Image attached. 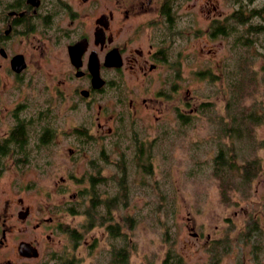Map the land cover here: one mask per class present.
Segmentation results:
<instances>
[{"label": "rangeland", "instance_id": "1", "mask_svg": "<svg viewBox=\"0 0 264 264\" xmlns=\"http://www.w3.org/2000/svg\"><path fill=\"white\" fill-rule=\"evenodd\" d=\"M178 3L175 21L176 45L181 52L180 77L175 79L181 86L178 99L166 100L163 95L162 102H155L157 108L142 107L135 111L136 115L135 112L123 114L127 122L140 118L133 124L126 123L124 135L122 121L109 120L105 126L115 128V133L103 141L84 135L82 153L69 154V147L74 146L71 138L55 141L51 143L48 161L35 163L24 174L31 187L21 193L27 194L26 201L37 216L35 220L48 215L54 217L50 227L39 234L42 251L50 244L56 248L61 245L65 255L61 264H70L68 260L74 259L75 264H107L106 250L112 243L117 244L106 229L111 220L118 223L121 236L126 239L132 264H164L168 254L181 255L185 264H213L214 259L216 264H258L252 235L256 225L264 230V57L253 52L247 56L244 52L237 54L232 47L234 33L214 35L210 33L209 22L216 12L217 17L226 15V22L233 30H241L233 20L228 21V16L241 6L262 7L264 0H184L182 3L179 0ZM257 21L261 17L250 20ZM235 59L244 61L238 63L241 73L237 74V80L241 83L234 94L227 80L230 75L234 80ZM218 62L224 63L223 80L208 83L204 79L206 70L217 71ZM135 83L131 79L130 85ZM161 84L164 85L163 81H153L149 86L154 91ZM14 92L9 90L5 99L12 98ZM190 94L195 103L207 99L210 102L203 101V108L189 116L188 124L178 120L172 106L175 107L174 103L182 106L184 95ZM113 109L115 118L120 109ZM233 111H239L238 117L242 111L254 120L246 123L236 117L238 136L232 131ZM255 117L260 119L256 121ZM85 127L88 133L96 132L95 124ZM140 139L146 145L143 152L135 147ZM220 147L236 165L226 168L229 171L226 178L217 174L214 167ZM242 167L254 168L252 178L245 185L237 180L244 171ZM90 173L99 180V212L104 211L107 202L111 213L100 217L98 221L103 218L104 222L90 229L75 245L70 230L81 228L85 219L81 191ZM8 177V173L3 174L0 186H6ZM60 177L66 179L62 182ZM16 180L22 182L20 177ZM72 206L76 211H70ZM58 224L65 231H60ZM46 232L52 234L51 242L45 238ZM118 240L122 241L120 237ZM221 246L225 250L220 251ZM259 260L264 264V252ZM28 264H44L43 258Z\"/></svg>", "mask_w": 264, "mask_h": 264}, {"label": "flooded vegetation", "instance_id": "2", "mask_svg": "<svg viewBox=\"0 0 264 264\" xmlns=\"http://www.w3.org/2000/svg\"><path fill=\"white\" fill-rule=\"evenodd\" d=\"M178 2L0 0V179L9 174L6 186H0V264H28L42 258L44 264H61L65 257L61 245L50 244L42 251L39 234L54 217L35 220L27 194L21 193L31 187L24 174L35 163L48 161L51 143L68 137L74 144L69 154L82 153L84 135L103 141L115 133V128L105 126L109 120H121L124 135L126 123L140 118L127 122L123 114L157 108L155 102H162L163 95L166 100L178 99ZM215 13L209 18L210 33L225 35L218 30L225 27L226 15ZM237 34L241 37V30ZM217 68L206 70L208 83L223 80L224 63L218 62ZM131 79L136 83L130 85ZM153 81L164 85L153 91L149 86ZM9 90L15 91L14 96L5 99ZM150 91L152 96L147 95ZM191 96L184 95L182 106H172L178 120L188 124L204 101L195 103ZM113 107L120 109L115 118ZM86 124H95L96 132L88 133ZM135 147L143 152L146 145L140 139ZM57 228L65 231L59 224ZM263 232L257 225L253 229L258 264L264 252ZM45 238L53 240L50 233Z\"/></svg>", "mask_w": 264, "mask_h": 264}, {"label": "trees", "instance_id": "3", "mask_svg": "<svg viewBox=\"0 0 264 264\" xmlns=\"http://www.w3.org/2000/svg\"><path fill=\"white\" fill-rule=\"evenodd\" d=\"M239 10L234 11L233 13L228 16V21L233 20L235 23H239V26L241 28V33L242 36H238V31L240 30H233V26L226 22L225 27H221L218 31L221 33H224L227 36H232L231 34L234 33V37L232 39V47L237 50V54L243 53V55H248L250 53H257L261 56L264 57V52L261 51L262 48H264V5L262 7L260 5L258 6H252L249 8H243L242 6L238 8ZM254 16H259L261 17V21L257 22H250L251 18ZM247 23V24H246ZM236 33V34H235ZM252 46H254V49H252ZM250 48L253 50H250ZM235 59L234 62V72L232 73V76L234 77V80L231 79V75L229 77V82L227 80V85H230L231 88L233 89V92L235 94V88L237 87L240 88V83L237 80V74H240L241 71L238 72V69L240 68L238 66V63L241 62L243 63V59ZM242 70H245V67L242 68ZM231 74V73H230ZM234 100L236 102V98L234 97ZM237 104V102H236ZM242 114L240 117L239 111H233L231 113V117L233 120H235V129H232L234 135L238 136L239 132L236 129L237 128V118L245 120L246 123H249L250 119L247 117L245 113L240 111ZM253 117L254 114H248ZM256 121H258L260 118H256ZM254 121V120H253ZM245 123V124H246ZM248 125V124H247ZM222 128V126H221ZM231 132V131H229ZM250 163V162H249ZM255 164V163H254ZM236 167L234 163L230 160L228 155L226 154L225 150L220 147L219 150L217 151L215 158H214V167L216 168L217 174L222 176L223 178L228 177L229 171L226 168L231 169L232 167ZM257 164H255L254 167H256ZM149 168V165L147 166ZM240 167V166H239ZM238 167V168H239ZM148 168H146L148 170ZM218 168H221L218 170ZM243 173L237 178L243 185H245V182L248 183L249 179L252 178L253 175V170L254 168H246L242 167ZM98 182L99 180L96 178V176L92 173L88 175L87 178V185L82 189L81 191V196H82V202H83V213L85 214V219L81 223L80 227L81 228H73L70 230V237L74 241V244L77 245L81 242V239L85 237V234L95 227L98 223H100L103 218L100 217H105L106 215L111 213V208L109 203L105 202L104 203V211L99 212V204L101 203V198L99 196V188H98ZM123 187V184L121 185ZM124 188V187H123ZM125 190V188H124ZM70 211H76L74 207L69 208ZM99 213V215H98ZM104 222V220H103ZM106 229L108 231L109 237L117 241V244L112 243L111 247L106 250L107 252V264H132L131 261L128 258V249H127V244H126V239L121 236V231L119 228L118 223L114 222L113 220L109 221L106 224ZM121 238L122 241H119L118 238ZM218 243H214V248L215 245ZM226 244H225V249H226ZM222 246L220 247V251L225 250ZM215 253H217L216 248L214 249ZM76 260H68V263L70 264H75ZM59 262V261H58ZM57 264H60L57 263ZM164 264H185L183 261V258L181 255H176V254H168L166 258L164 259ZM213 264H216V259L213 260Z\"/></svg>", "mask_w": 264, "mask_h": 264}, {"label": "water", "instance_id": "4", "mask_svg": "<svg viewBox=\"0 0 264 264\" xmlns=\"http://www.w3.org/2000/svg\"><path fill=\"white\" fill-rule=\"evenodd\" d=\"M35 253H36V251H35ZM35 253H34V254H35Z\"/></svg>", "mask_w": 264, "mask_h": 264}]
</instances>
